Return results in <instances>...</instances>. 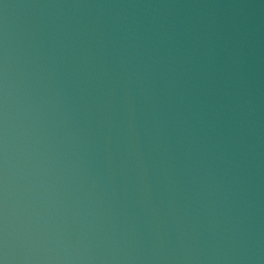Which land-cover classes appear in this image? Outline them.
<instances>
[{"label": "water", "instance_id": "95a60500", "mask_svg": "<svg viewBox=\"0 0 264 264\" xmlns=\"http://www.w3.org/2000/svg\"><path fill=\"white\" fill-rule=\"evenodd\" d=\"M0 264H264V0H0Z\"/></svg>", "mask_w": 264, "mask_h": 264}]
</instances>
